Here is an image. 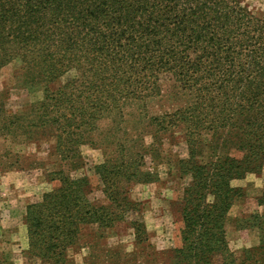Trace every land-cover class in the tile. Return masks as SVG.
Instances as JSON below:
<instances>
[{
  "label": "trees",
  "instance_id": "obj_1",
  "mask_svg": "<svg viewBox=\"0 0 264 264\" xmlns=\"http://www.w3.org/2000/svg\"><path fill=\"white\" fill-rule=\"evenodd\" d=\"M14 61L23 86L44 89L43 101L28 110L57 132L68 161L100 120L160 98L161 82H170L185 103L150 127L154 142L179 132L187 149L177 163L187 182L176 204L180 247L172 264H239L224 232L229 210L243 198L231 182L264 169V20L244 0H0V68ZM70 71L75 78L48 89ZM26 114L1 117L2 128L19 126ZM143 158L97 169L107 205L88 199L86 178L51 173L59 186L29 205L24 219L41 264H68L65 249L85 225L124 224L136 245H146L142 206L128 191L134 182L156 181L141 169ZM256 204L261 212L237 221L259 232L246 264L264 259V191Z\"/></svg>",
  "mask_w": 264,
  "mask_h": 264
},
{
  "label": "rangeland",
  "instance_id": "obj_2",
  "mask_svg": "<svg viewBox=\"0 0 264 264\" xmlns=\"http://www.w3.org/2000/svg\"><path fill=\"white\" fill-rule=\"evenodd\" d=\"M244 3L254 16L264 20V0ZM18 69L19 61L0 68V119L27 112L25 122L19 126L2 128L0 120V264H41L37 251L28 246L24 219L29 205L40 203L45 194L59 186L58 177L52 176V172L70 175L72 179L86 178L88 199L96 205H107L97 169L104 165L114 167L122 159L137 155L144 157L141 169L152 171L157 177L154 183L134 182L128 188L131 199L142 206L148 234L146 245H136L132 231L124 224L106 230L95 224L85 225L77 241L65 249V259L68 264H172V252L180 247L181 218L176 204L187 182L180 179L177 163L187 158V149L179 132L162 134L154 142L150 127L152 118L184 105L183 100L173 96L172 84L162 81L160 98L131 102L120 113L100 120L87 142L68 161L58 149L57 132L41 126L35 120L36 112L28 110L43 101L44 89L23 86L16 74ZM75 77L76 73L70 71L48 89L55 91ZM229 154L240 156L234 150ZM231 186L241 189L243 198L229 210L224 232L236 262L246 264V252L258 246L259 232L239 227L237 221L261 212L256 199L264 191V169L257 175L247 174L232 181ZM251 259L264 264V259ZM214 263L219 264V258Z\"/></svg>",
  "mask_w": 264,
  "mask_h": 264
}]
</instances>
